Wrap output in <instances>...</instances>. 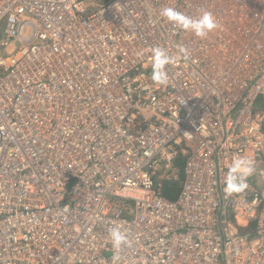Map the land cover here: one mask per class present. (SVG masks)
Masks as SVG:
<instances>
[{"label":"built area","instance_id":"built-area-1","mask_svg":"<svg viewBox=\"0 0 264 264\" xmlns=\"http://www.w3.org/2000/svg\"><path fill=\"white\" fill-rule=\"evenodd\" d=\"M0 264H264V0H0Z\"/></svg>","mask_w":264,"mask_h":264},{"label":"clouds","instance_id":"clouds-1","mask_svg":"<svg viewBox=\"0 0 264 264\" xmlns=\"http://www.w3.org/2000/svg\"><path fill=\"white\" fill-rule=\"evenodd\" d=\"M160 15L168 21L175 23L178 27L191 30L196 36L200 38L207 37L208 33L217 27L213 16L208 11H203L198 19H192L185 16L183 13L171 7H165L161 10ZM181 52L186 50L181 48ZM153 63L151 80L159 85H166L169 82L168 72L166 66L173 62L164 48L156 47L152 49ZM253 168L251 161L238 160L235 161L226 173V186L229 191H242L247 187L246 177L251 174ZM111 242L114 248L119 249L122 245L128 243L127 237L119 228H112L110 230Z\"/></svg>","mask_w":264,"mask_h":264},{"label":"trees","instance_id":"trees-1","mask_svg":"<svg viewBox=\"0 0 264 264\" xmlns=\"http://www.w3.org/2000/svg\"><path fill=\"white\" fill-rule=\"evenodd\" d=\"M182 159H178V163L181 164ZM178 185L176 183L170 184L169 181L163 185L164 194L168 197H173L177 191Z\"/></svg>","mask_w":264,"mask_h":264},{"label":"rangeland","instance_id":"rangeland-1","mask_svg":"<svg viewBox=\"0 0 264 264\" xmlns=\"http://www.w3.org/2000/svg\"><path fill=\"white\" fill-rule=\"evenodd\" d=\"M165 182H167V181H165ZM165 182H164V183H165ZM169 183H170V184L176 183V184L178 185V184L180 183V181H179V180H177V181H175V182H171V181H169Z\"/></svg>","mask_w":264,"mask_h":264}]
</instances>
